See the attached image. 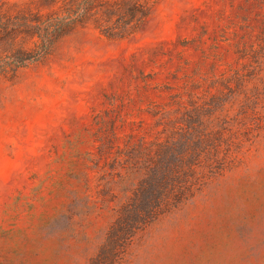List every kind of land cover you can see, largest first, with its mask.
I'll return each instance as SVG.
<instances>
[{
	"label": "rangeland",
	"instance_id": "obj_1",
	"mask_svg": "<svg viewBox=\"0 0 264 264\" xmlns=\"http://www.w3.org/2000/svg\"><path fill=\"white\" fill-rule=\"evenodd\" d=\"M83 1L0 0V264H264V0H153L134 35L89 19L39 58ZM176 126L248 136L130 232L144 150Z\"/></svg>",
	"mask_w": 264,
	"mask_h": 264
},
{
	"label": "trees",
	"instance_id": "obj_2",
	"mask_svg": "<svg viewBox=\"0 0 264 264\" xmlns=\"http://www.w3.org/2000/svg\"><path fill=\"white\" fill-rule=\"evenodd\" d=\"M96 1L84 0L74 16L47 24L38 45L39 58L47 56L65 33L89 19H94L97 28L109 39L134 35L150 16L154 3L153 0H126L122 8L107 3L99 11L93 7ZM27 60L15 57L9 64L17 69L33 62ZM163 130V138L156 142L154 151L151 148L144 150L139 171L141 180L134 198L142 197L143 201L151 203L129 208L133 224L130 232L191 197L203 185L205 178L227 168L248 136L245 128H239L230 135L225 128L214 132L204 129L200 137L194 138L191 136L193 129L188 127H165Z\"/></svg>",
	"mask_w": 264,
	"mask_h": 264
}]
</instances>
